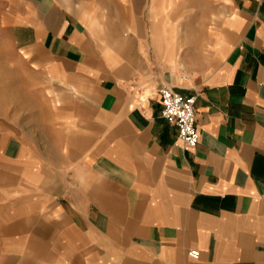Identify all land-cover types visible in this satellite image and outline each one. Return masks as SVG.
Here are the masks:
<instances>
[{
  "label": "crops",
  "instance_id": "crops-1",
  "mask_svg": "<svg viewBox=\"0 0 264 264\" xmlns=\"http://www.w3.org/2000/svg\"><path fill=\"white\" fill-rule=\"evenodd\" d=\"M217 1L176 63L170 18L151 55L102 0H0V264H264V0Z\"/></svg>",
  "mask_w": 264,
  "mask_h": 264
},
{
  "label": "rangeland",
  "instance_id": "rangeland-1",
  "mask_svg": "<svg viewBox=\"0 0 264 264\" xmlns=\"http://www.w3.org/2000/svg\"><path fill=\"white\" fill-rule=\"evenodd\" d=\"M102 3L106 8V18L108 15L110 21L125 20L127 30L136 31L139 28L144 31L151 55L155 54V50L150 43V25L152 30L153 24L170 18L171 23L165 33L171 37L170 32L173 29L175 31L173 54L176 63H181L186 53L197 51L199 40L216 24L215 12L218 6L217 0H102ZM178 22L181 24L179 29L176 25L174 27ZM167 48L165 44L160 53L164 59Z\"/></svg>",
  "mask_w": 264,
  "mask_h": 264
},
{
  "label": "built area",
  "instance_id": "built-area-1",
  "mask_svg": "<svg viewBox=\"0 0 264 264\" xmlns=\"http://www.w3.org/2000/svg\"><path fill=\"white\" fill-rule=\"evenodd\" d=\"M162 110L161 116L178 128V144L188 151L196 147L200 140L197 128L195 95H184L178 92L172 85L164 84L160 89ZM194 257L199 252L192 250Z\"/></svg>",
  "mask_w": 264,
  "mask_h": 264
}]
</instances>
